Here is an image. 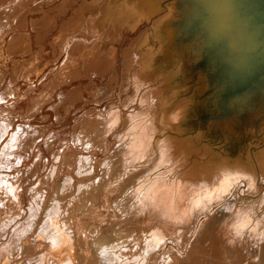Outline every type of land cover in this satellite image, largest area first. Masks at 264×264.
Masks as SVG:
<instances>
[{
	"label": "bare ground",
	"instance_id": "1",
	"mask_svg": "<svg viewBox=\"0 0 264 264\" xmlns=\"http://www.w3.org/2000/svg\"><path fill=\"white\" fill-rule=\"evenodd\" d=\"M56 1L0 0V264H264V101L209 92L204 1Z\"/></svg>",
	"mask_w": 264,
	"mask_h": 264
},
{
	"label": "water",
	"instance_id": "2",
	"mask_svg": "<svg viewBox=\"0 0 264 264\" xmlns=\"http://www.w3.org/2000/svg\"><path fill=\"white\" fill-rule=\"evenodd\" d=\"M203 1L199 21L213 32L209 45L220 58L219 67L228 73L226 81L209 92L216 98L220 93L223 99L238 98L239 103H253L259 95L264 101V0ZM160 9L156 15L163 13ZM193 31L188 28L184 32Z\"/></svg>",
	"mask_w": 264,
	"mask_h": 264
},
{
	"label": "rangeland",
	"instance_id": "3",
	"mask_svg": "<svg viewBox=\"0 0 264 264\" xmlns=\"http://www.w3.org/2000/svg\"><path fill=\"white\" fill-rule=\"evenodd\" d=\"M59 1L60 0H57L56 1V3H55V5L56 4H58L59 3ZM34 15V17H32ZM32 16H30L29 18H28V20L30 21V18H31V20H33V19H35V18H38V17H40L41 16V14L39 13V14H32ZM29 29H30V27H29ZM138 35V34H137ZM7 39H9V37L7 38ZM33 45H34V42H33ZM35 47V46H34ZM34 50V52L35 53H37V49L36 48H34L33 49ZM12 61V60H11ZM9 62V69H11L12 68V65H13V62ZM13 61H16V59H14ZM39 61L41 62L42 60L40 59V57H39ZM48 63V61H42L41 62V64H42V66H44L45 64H47ZM33 78H35V76H32L31 78H30V82H31V80L33 79ZM9 80H10V76H6L5 77V79L1 82V84H0V91H2V89L4 90L5 88H7L8 87V82H9ZM6 81V82H5ZM18 85H17V87H21V88H23L24 89V85H25V83L22 81V80H18ZM21 84V85H20ZM20 95H21V98H20V100L18 101V102H16V103H18L17 105H13L12 106V108H11V111H13L14 112V114H17V111L19 112V111H21V106H24V104L27 102V97L26 96H24L23 98H22V95H23V90H21V93H20ZM103 106V108H104V103L102 104ZM100 107V106H99ZM102 107H100L101 109H103ZM20 108V109H19ZM3 116V115H2ZM54 118V119H53ZM53 119V120H52ZM41 122H44L45 123V125L47 124V125H50V124H52V123H54V124H56V121H55V117L54 116H51V117H48V118H41V120H40ZM74 121V119L73 118H71L70 120H69V122L71 123V125H73V122ZM50 122V123H49ZM56 126H57V124H56ZM67 126H69V125H67ZM43 149H44V151H46L45 150V145H43ZM157 149H155L154 151H156ZM46 153V155H48V157L49 158H51L50 157V154H49V152H45ZM148 160L146 161V162H144V163H142L141 164V166H144L143 168H145V167H151V165H152V163L155 161V159H156V153H154L153 151H150L149 153H148V155H147V157H146ZM31 159H32V162H31ZM29 161H28V163H27V165H26V168L27 167H29L33 162H34V158H31ZM169 164V163H168ZM169 167H171V166H169ZM163 172H164V170H162ZM162 171H160V172H162ZM61 177V176H60ZM178 181H179V183H180V185H181V187H183L184 185H185V183L183 182V181H180L179 179H177ZM177 180H175L174 182H176ZM186 184H190V183H186ZM189 186H192L191 184L189 185ZM199 187V186H198ZM197 190V189H196ZM195 190V191H196ZM195 191H193V192H195ZM249 198V201L250 202H252V199H257V197H260V196H258V193H256V190L254 189V190H252L251 192H248V193H245V195H244V201L246 200V198ZM174 245V243L172 244V246ZM171 245L169 244L168 246H167V248H169ZM175 247H177L176 245H174Z\"/></svg>",
	"mask_w": 264,
	"mask_h": 264
}]
</instances>
